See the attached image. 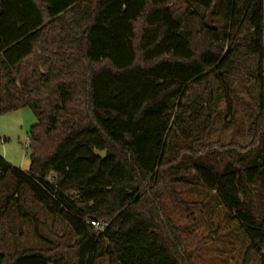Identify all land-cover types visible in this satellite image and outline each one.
Returning <instances> with one entry per match:
<instances>
[{
  "label": "trees",
  "instance_id": "16d2710c",
  "mask_svg": "<svg viewBox=\"0 0 264 264\" xmlns=\"http://www.w3.org/2000/svg\"><path fill=\"white\" fill-rule=\"evenodd\" d=\"M24 108L29 170L0 156V264H189L160 197L178 179L264 264V0H0V116ZM28 199L75 243L26 248Z\"/></svg>",
  "mask_w": 264,
  "mask_h": 264
},
{
  "label": "rangeland",
  "instance_id": "374dc122",
  "mask_svg": "<svg viewBox=\"0 0 264 264\" xmlns=\"http://www.w3.org/2000/svg\"><path fill=\"white\" fill-rule=\"evenodd\" d=\"M241 95L249 99L244 92ZM36 123L37 119L30 108L0 116V156L25 172L29 170L31 150H25L24 146L30 145V131ZM170 188L176 192L174 196L166 189L160 193V197L165 216L172 222L173 230L178 231L189 264H260L255 254L246 256L247 241L212 193H207L195 183L179 179ZM26 207L30 221L15 222V227L23 234L26 248L54 247L58 238H63L68 245L75 243V237L63 222L54 221L40 207L33 206L29 199ZM35 216L38 221L34 219ZM2 227L4 225L0 223V229ZM36 232L40 238L35 236ZM98 264L112 263L102 258Z\"/></svg>",
  "mask_w": 264,
  "mask_h": 264
},
{
  "label": "water",
  "instance_id": "95a60500",
  "mask_svg": "<svg viewBox=\"0 0 264 264\" xmlns=\"http://www.w3.org/2000/svg\"><path fill=\"white\" fill-rule=\"evenodd\" d=\"M213 12H214V9L209 13V15H208V19H207V21L205 22L206 26H207L209 29H211V30L215 29V27L212 25V13H213ZM96 155L104 159L105 156H106V153H105V152H103V153H99V152H97Z\"/></svg>",
  "mask_w": 264,
  "mask_h": 264
},
{
  "label": "built area",
  "instance_id": "2783aa9c",
  "mask_svg": "<svg viewBox=\"0 0 264 264\" xmlns=\"http://www.w3.org/2000/svg\"><path fill=\"white\" fill-rule=\"evenodd\" d=\"M24 149L28 150L29 144H26L24 146ZM88 224H90L95 229L96 232L103 231V229H104V226L97 221H88Z\"/></svg>",
  "mask_w": 264,
  "mask_h": 264
}]
</instances>
